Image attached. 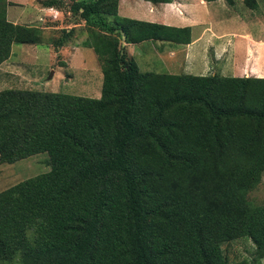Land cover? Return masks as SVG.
<instances>
[{
  "label": "trees",
  "instance_id": "1",
  "mask_svg": "<svg viewBox=\"0 0 264 264\" xmlns=\"http://www.w3.org/2000/svg\"><path fill=\"white\" fill-rule=\"evenodd\" d=\"M118 2L71 7L101 64L100 98L0 91V165L46 153L50 167L0 192V264H229L221 246L241 238L262 264L264 205L247 195L264 173V78L139 72L122 36L185 45L190 29L120 17ZM6 6L0 64L12 44L41 43Z\"/></svg>",
  "mask_w": 264,
  "mask_h": 264
},
{
  "label": "rangeland",
  "instance_id": "2",
  "mask_svg": "<svg viewBox=\"0 0 264 264\" xmlns=\"http://www.w3.org/2000/svg\"><path fill=\"white\" fill-rule=\"evenodd\" d=\"M255 1L257 3L256 8L250 7L245 3V0H235L234 6L228 5L225 1L213 3L214 6H209L210 15H202L200 22L201 25L203 22H210L211 20L214 27L219 29L218 32L250 34L254 41L243 43L242 52H244V50L248 52L249 59L247 63L249 64H247V66H250L252 70L256 68V66H254L255 58L258 54V47H261L256 41L264 40V0ZM74 2L75 0H60L58 7L53 8L61 14L57 20H54L57 22L52 24L53 20H44V24L41 26L44 27L45 30L41 29L40 44L47 43L52 45L53 41L63 38L66 40L63 45L65 47L54 48L52 46L53 49H50L47 53L44 52L46 56L38 54V56H36L38 60L36 66V62L34 63L31 59H22L21 64H19L20 67H16V70L20 74L24 73L27 75L29 74V76L32 75L33 77H37H31V81L30 79H25L23 83L19 82L17 76H15L16 72L14 71L13 74H9L8 69L6 70V67L2 65L0 68V91L5 89H19L93 99L100 98L103 79L101 64L93 50L91 51V49H87V47L82 48V43L87 41L89 31L86 29L85 22L80 20L77 14L71 12V7ZM82 23L84 24L82 27L75 26V28H69L71 25H79ZM198 28L196 27L195 31H198ZM63 30L68 32L73 31L70 38L64 37L61 32ZM123 38L122 36L121 48L122 42H125ZM242 38L245 39L246 37ZM157 45V42H146L142 44L141 48H137L133 56L139 72L184 73V75L189 74L194 76H198L199 74H202L201 76H213L217 74L223 77H238V74L234 73L237 60L234 64L232 60V64L228 63L227 66L224 65V61L227 59L226 50L221 56H218L217 60L213 59L214 56L212 52L215 53L216 50H219L218 44L215 41L205 48L206 54L204 59L207 62L205 73L201 71L203 68V61L201 59L194 65L196 71H189L186 68L187 70L183 72L182 62H179V54L170 57L171 61H173L174 58L177 60L176 63H171L174 64L173 68L169 61H166L165 65L163 64L162 66V53L160 54V51L154 49ZM167 47L169 46H166V48ZM24 48L25 47L22 45H14L13 51ZM170 49L179 50L181 48L173 44L170 45ZM13 60L19 61L18 56ZM235 72L239 73L238 70ZM6 75L8 76L7 78ZM47 161L48 155L42 153L13 164L0 165V192L26 179L48 173L50 167ZM247 198L252 205H264V173L262 174L260 183L249 191ZM221 249L229 264L242 261H246L248 264H256L254 260L255 247L250 239L241 238L224 243ZM262 264H264V261Z\"/></svg>",
  "mask_w": 264,
  "mask_h": 264
},
{
  "label": "crops",
  "instance_id": "3",
  "mask_svg": "<svg viewBox=\"0 0 264 264\" xmlns=\"http://www.w3.org/2000/svg\"><path fill=\"white\" fill-rule=\"evenodd\" d=\"M40 1L44 0H6V2L8 3L6 7L7 22L13 25L34 27L38 28L39 30L44 29V27H41L44 24V20H53L52 24H54V22H57L54 20H57L61 16L60 12L54 10L53 8L42 7ZM216 2L219 3L220 1ZM216 2H205L204 0H172V2L168 4L154 5L143 0H119L118 16L137 21L165 25L169 27L190 29V43L185 45H178L179 48H181L179 50L170 49V45L173 44L159 41H146L158 43V45L154 47V49L160 51V54L162 53V62L160 61L162 66L163 64L165 65L166 61H169L170 64L176 63L177 60H175L174 58L173 61H171L170 57L179 54V62H182L181 65L183 72L187 69L189 71H196L194 65L201 59L203 61V68L201 69V71L205 73L207 69V62L204 59V56L206 54L205 48L215 41L218 44L217 46L219 47V50H216L215 53L212 52L214 56L213 59L217 60L218 56H221V54L226 50L227 59L224 61V65L227 66L228 63L232 64V60L234 64V62H236L237 60V66L234 67V73L238 74V77L252 76L256 78H264V40L256 41L261 45V47H258V54L255 58L254 66H256V68L252 70L250 66H247V64H249L247 63L249 59L248 52L245 50L244 52H242L243 45L245 43L254 41L251 38L250 34L218 32L219 29L217 27H214V25L211 23V20L210 22H203L200 25L202 15H210L209 6H214L213 3ZM75 26L82 27L84 26V24L82 23L79 25H71L69 26V28H75ZM196 27L198 28V31H195ZM242 37L246 38L244 39ZM143 43L126 44L125 42H122V49L125 50L127 57L135 62L133 55L135 54L137 48L142 47ZM14 45L17 44L11 45L10 56L5 62L0 64V68L2 65H4L6 67V70L8 69L9 74H13V72L15 71V76H17L18 81L21 83H23L25 79L29 80L31 77L37 78L33 77L32 75L29 76V74L27 75L24 73H18L16 67H20L19 64H21L22 59H31L34 63L36 62V66L38 62L36 56H38V54L46 56V53L50 49H53L52 45L47 43L34 45L22 44V46L25 47L24 49H17L16 51H13ZM166 46L169 47L166 48ZM82 48L85 47L83 46ZM87 49L90 48L87 47ZM16 56H18L19 61L13 60L14 58H16ZM171 65L173 68L174 64ZM237 70L239 71V73L235 72ZM201 75L202 74H199L198 76ZM7 77L8 76L6 75V78Z\"/></svg>",
  "mask_w": 264,
  "mask_h": 264
},
{
  "label": "water",
  "instance_id": "4",
  "mask_svg": "<svg viewBox=\"0 0 264 264\" xmlns=\"http://www.w3.org/2000/svg\"><path fill=\"white\" fill-rule=\"evenodd\" d=\"M124 39V38H123Z\"/></svg>",
  "mask_w": 264,
  "mask_h": 264
}]
</instances>
